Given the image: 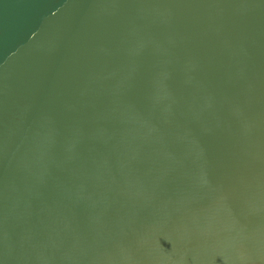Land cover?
Masks as SVG:
<instances>
[{
  "label": "water",
  "instance_id": "95a60500",
  "mask_svg": "<svg viewBox=\"0 0 264 264\" xmlns=\"http://www.w3.org/2000/svg\"><path fill=\"white\" fill-rule=\"evenodd\" d=\"M0 264H264V0H0Z\"/></svg>",
  "mask_w": 264,
  "mask_h": 264
}]
</instances>
